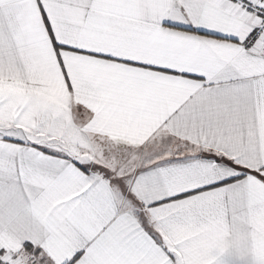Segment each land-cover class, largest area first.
I'll list each match as a JSON object with an SVG mask.
<instances>
[{"label": "snow or ice", "instance_id": "obj_1", "mask_svg": "<svg viewBox=\"0 0 264 264\" xmlns=\"http://www.w3.org/2000/svg\"><path fill=\"white\" fill-rule=\"evenodd\" d=\"M0 264H264V0H0Z\"/></svg>", "mask_w": 264, "mask_h": 264}]
</instances>
